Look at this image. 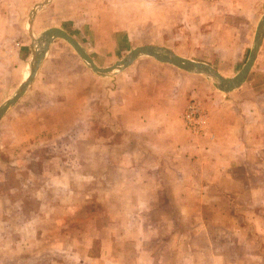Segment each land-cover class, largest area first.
Segmentation results:
<instances>
[{
	"label": "crops",
	"instance_id": "crops-1",
	"mask_svg": "<svg viewBox=\"0 0 264 264\" xmlns=\"http://www.w3.org/2000/svg\"><path fill=\"white\" fill-rule=\"evenodd\" d=\"M146 1H71L70 16L52 18L50 28L62 29L73 37L97 66H110L124 58L133 43L143 40L142 43L154 44L144 34L139 35L140 40L132 37L134 23L128 11L138 2L135 8L142 21L143 12L149 8ZM188 1L161 0V47L197 61L200 53H193L191 45L196 42L197 33L191 29L195 23L203 28L214 24L194 21L198 14L205 17L208 12L203 11L202 3ZM224 1L229 8L222 11L223 17L237 22L225 20L218 25L224 31L209 42L221 43L214 44L211 51H221V55L207 58L205 63L212 68L215 64L222 66L217 71L222 75H234L247 60L252 31L262 17L264 0ZM60 2L49 0L48 12ZM122 7L128 10L124 16L118 15ZM27 47V52L32 54V44ZM65 56L74 62L75 68L81 65L87 69L64 40L55 39L30 88L13 106L20 103V111L14 109L15 130L10 137L16 154L11 156L15 168H21L23 160L31 164L34 159L26 151L16 153L20 144L31 138L37 142V138L55 136L57 131L45 130L47 115L56 113L62 123L83 124L88 122L89 111L85 109L100 105L95 103L97 100H91L95 96L91 90L82 92L73 87L70 74L62 69ZM221 56L224 62L218 63ZM150 63L137 59L126 73L118 76L123 85L108 96V108L104 110L110 119L107 122L112 124L106 136L110 147L98 146L97 151L104 157L110 156L111 166L104 168L116 170L118 179L113 178V185L121 183L137 188L134 199L125 193L112 196L110 202L115 199L116 204L137 203L143 207L145 202L157 201L158 195L152 193V188L161 187V202L170 204L169 211L161 210V236L156 235L157 231L145 233L143 225L141 230H133L132 223L126 220L129 226L121 230L116 219H111L109 228L99 229L109 230L112 235L109 244L102 241L103 253L86 254L78 261L63 260L61 264H264V39L246 81L230 93L216 90L203 76L164 63L151 64L154 68L148 75L152 84H147L150 78L137 74ZM22 79L20 76L19 81ZM73 98H81V106H75L77 102H71ZM189 103L197 104L205 113V125L198 133L186 129L181 117ZM73 106L79 114L70 112ZM17 124L22 126L17 128ZM8 130L4 131L6 139ZM86 133L85 128L83 132L78 130L76 137L84 139L88 137ZM114 140H119L121 145L115 146ZM145 154L151 159L141 158ZM101 158L98 156L96 160ZM95 164L94 169L103 175L99 180L112 181L105 177L106 170L101 171L103 164L98 161ZM146 172L155 173L150 176ZM145 188H151L149 194L144 193ZM127 212L123 217L134 219L131 214L135 210ZM21 251L17 245L7 252L8 261L4 264H13L14 256H19Z\"/></svg>",
	"mask_w": 264,
	"mask_h": 264
},
{
	"label": "rangeland",
	"instance_id": "rangeland-1",
	"mask_svg": "<svg viewBox=\"0 0 264 264\" xmlns=\"http://www.w3.org/2000/svg\"><path fill=\"white\" fill-rule=\"evenodd\" d=\"M59 1L62 2L58 3L57 8L48 12L49 3L46 0H0V106L19 88L20 76L24 80L29 74L32 54L27 52V46L32 44V50L38 51L42 46L39 41L40 36L42 32L52 26V18L69 17L71 13L68 9L70 2H77V0ZM194 1L198 4L202 3L203 11L208 13L205 17H199L198 14L193 20L214 24L212 27L203 28L195 23L194 30L191 29L197 33L196 42L191 44L192 52L197 53L199 51L201 56L197 58L196 62L205 63L207 58L211 60L214 56L219 57L221 55V51L211 52L214 44L221 43L209 42L211 39H217L218 34L224 31L223 26L218 25L223 24L225 20L229 23L237 21L234 18L223 17L222 11L229 8L224 0ZM44 2L46 3L43 6L38 7ZM146 2L149 3V8L143 12L144 21H141L140 12L135 8V4L138 2L133 4V9L130 11L126 7H122L118 11V15L124 16L122 14L128 11L129 17L133 18L134 23L132 37L140 40L139 35L144 34L152 38L154 44L142 43L143 40L133 43V48L128 46L129 50L124 58L137 47H161V35H163L161 33V0H147ZM137 24H141V26ZM65 26L67 27V22L64 23ZM255 27L252 31L250 45H252ZM71 33L74 35L73 32ZM69 48L74 56L83 62L71 46ZM248 54L249 51L246 59ZM63 59L66 63L62 69L66 70L65 74H70L74 81L73 87L81 89L82 92L83 89L91 90L95 95L91 97V100H97L95 103L100 105L85 109L89 111L86 113L88 122L83 124L72 121L62 123L60 121L62 118L58 114L47 115L48 122L45 123V130L57 132L54 137L45 140L37 138L36 142L34 138H31L25 141L26 143L20 144L16 153L22 150L26 151L25 154L28 156H34L31 164L29 162L26 164L23 160L21 168L13 167L11 156L16 154H13L14 147L10 142L15 130L14 109L17 108L16 111H20L18 107L20 103L15 108L11 107L0 119V264L8 261L5 259L6 253L12 252L17 245L21 246L22 251L19 256H14L13 264H61L63 260L78 261L79 258H84L86 254L99 255L104 252L101 250L102 241H107L109 244V239H112L109 230L99 229L109 228L111 219H116L121 230L129 226L125 222L126 220L128 223H132L133 230H141L140 225H143L142 230L145 233L147 230L150 232L157 231L156 235L160 237L161 210L163 212L170 210L169 203L161 202V187L152 188V193L156 192L158 195L157 201L145 202V207H140V204L137 203L122 204L119 202L116 204L115 199L110 202L111 197L117 194L120 197L122 194L128 193L133 195L131 199H134L137 188L126 187L121 183L118 186L113 185V178H117L116 170L113 167L112 171L104 168V166H111L109 164L110 156L104 157L97 151L98 146L110 147V139L106 136H108L112 124L107 122L110 120L109 116L107 117V112L104 113V110L107 111L106 108H108L106 103L108 96H112L111 93L123 85V82L117 79L118 76L126 73L135 62L121 72L101 77L93 73L84 63L83 66H86V70L81 65L79 68H75L76 65L68 56L63 57ZM138 59L149 60L151 63L146 66L145 71L138 73L137 76L141 74L140 76L149 77V71L153 67L151 64H161V62L148 56H141ZM220 61L224 62L222 56L218 59V63ZM113 65L99 67L108 68ZM213 69L217 72L223 67L215 64ZM236 74L220 75L224 78H232ZM203 78L214 87L215 82L211 78L205 76ZM147 84H152L151 78ZM35 98L37 99V97ZM114 99L116 98L114 97ZM80 101L81 98L71 100V102H77L75 103L77 107L81 106ZM71 105L74 104L71 103ZM74 110H76L74 106L70 108V112L79 114V111ZM106 117L107 120L103 123L102 121ZM94 118H98V120ZM18 126L21 127L22 125L17 124V128ZM84 128L88 137L84 139L76 137L78 130L83 132ZM5 130H8L9 133H7V139L11 137L9 141L4 137ZM65 134L67 135L63 136ZM96 135L101 136V138H94ZM117 141L119 140H114L115 146H120L121 143ZM3 149H7V152H4ZM145 150L148 149L145 148ZM98 156H102V158L96 160ZM141 158L144 160L151 159L147 154ZM96 161L103 164L101 171L106 170L105 177H110L112 181L99 180V176L103 178V175L94 169ZM153 173L155 172H146V175L151 176ZM145 189L147 191L144 193L149 194L148 190L151 188ZM166 192L167 189L165 188L163 193L166 195ZM125 210L126 212L135 210V213L131 214L134 215V219L124 218ZM127 214L129 213L127 212ZM187 226L189 225L187 224ZM135 227L137 228L135 229ZM134 235L135 238H138L135 233ZM105 263L102 262L101 264ZM7 264L9 263L7 262Z\"/></svg>",
	"mask_w": 264,
	"mask_h": 264
},
{
	"label": "water",
	"instance_id": "water-1",
	"mask_svg": "<svg viewBox=\"0 0 264 264\" xmlns=\"http://www.w3.org/2000/svg\"><path fill=\"white\" fill-rule=\"evenodd\" d=\"M46 2L48 3L49 0H46ZM46 2L42 3L38 7L43 6ZM55 39L64 40L67 44H69V46H71V48L83 61V63L88 66L93 73L101 77L111 76L115 73L121 72L130 67L139 57L148 56L161 63L171 65L186 73L203 75L207 78H211L215 82L213 85L217 90L223 93H230L240 88V86L246 81L255 63L264 39V15L261 17L260 21L257 24L251 49L246 62L239 70V72L232 78L222 77L218 72H216L211 66L206 63L186 59L176 55L174 52L167 48L155 46L137 47L133 49L124 59L117 62L113 66L108 68H100L94 63V61L85 52L81 45L68 33L59 28H49L42 32L40 36L39 41L42 44L40 49L38 51H33L32 53V62L30 63L29 74L21 82L19 88L13 93V95L0 106V119L28 91L45 57L50 43Z\"/></svg>",
	"mask_w": 264,
	"mask_h": 264
},
{
	"label": "built area",
	"instance_id": "built-area-1",
	"mask_svg": "<svg viewBox=\"0 0 264 264\" xmlns=\"http://www.w3.org/2000/svg\"><path fill=\"white\" fill-rule=\"evenodd\" d=\"M205 113L197 104L189 103L186 105L182 119L186 129L193 133H198L205 125Z\"/></svg>",
	"mask_w": 264,
	"mask_h": 264
}]
</instances>
